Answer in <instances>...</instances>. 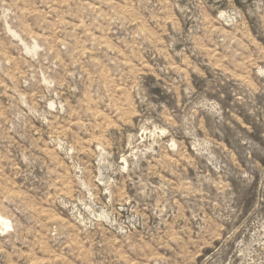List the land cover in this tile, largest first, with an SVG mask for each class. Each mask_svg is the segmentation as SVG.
Listing matches in <instances>:
<instances>
[{
  "label": "rangeland",
  "instance_id": "obj_1",
  "mask_svg": "<svg viewBox=\"0 0 264 264\" xmlns=\"http://www.w3.org/2000/svg\"><path fill=\"white\" fill-rule=\"evenodd\" d=\"M0 264H264V0H0Z\"/></svg>",
  "mask_w": 264,
  "mask_h": 264
}]
</instances>
